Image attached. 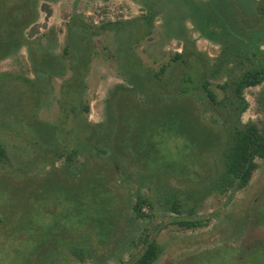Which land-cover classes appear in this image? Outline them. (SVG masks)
<instances>
[{
    "label": "rangeland",
    "instance_id": "1",
    "mask_svg": "<svg viewBox=\"0 0 264 264\" xmlns=\"http://www.w3.org/2000/svg\"><path fill=\"white\" fill-rule=\"evenodd\" d=\"M31 2L0 0V264H132L145 235L150 264H264V157L242 188L220 180L229 123L264 131V82L222 109L264 62L256 0Z\"/></svg>",
    "mask_w": 264,
    "mask_h": 264
},
{
    "label": "trees",
    "instance_id": "2",
    "mask_svg": "<svg viewBox=\"0 0 264 264\" xmlns=\"http://www.w3.org/2000/svg\"><path fill=\"white\" fill-rule=\"evenodd\" d=\"M29 1V4H31L32 0ZM215 5L217 4L215 3ZM224 5L227 7L225 3ZM254 8L258 14V17L260 18V20H262L264 18V0H256ZM45 12L48 13V9L45 8ZM28 15H30V13H28ZM218 16L219 18L222 17L220 14H218ZM151 17L152 13H148L147 15L142 16V18L139 20L141 26L146 27L147 22L151 21ZM201 18L203 19V16H201ZM242 19H244L245 21L244 17H242ZM208 20L210 21V19ZM203 22L205 23L204 19ZM21 24H19L18 26H20ZM115 25L116 23L114 25L113 23H105L103 26L114 27ZM246 25L249 26V24L246 23L244 27H246ZM206 27H209L208 24H203V29H201L200 31L201 35H205L207 33L208 30ZM194 53L196 52L192 49L184 47L180 51L174 52L170 59L172 61L177 62L178 69L183 71L187 65V58L190 59L188 56ZM201 59L202 58H200V60ZM238 62H241V60H239ZM164 66L165 65H161L158 71L153 72V74H151V77H153V79H156L159 73L164 70ZM196 69H198L200 73V76H198L197 81H200V85L202 88L201 91H203L204 97H206V100H208L209 102L207 106L213 112L217 113V109H219V106H222L223 103L221 102L222 100H220L219 102L216 101L214 94L207 87V63H204V60L202 59L201 64L199 63L196 66ZM234 73L232 75V78L229 80L231 84L229 85L231 88V96L228 99V103L222 106V109L230 108L235 110L236 113H241L245 109L247 104L241 95V91L246 87L254 86L264 82V62H259L257 63V65H249L247 67H243L242 69H239V72L236 73V75ZM180 74L181 76H179ZM187 76L188 75L183 72H179L177 74L176 79L179 81L174 80L173 82V87L176 89V91L180 89L179 86L182 81H192V79H189ZM164 89L163 92L167 93V90ZM223 98L225 99V95H223ZM169 112L164 115L165 119L172 118V115ZM229 124L230 126L232 125V132L230 142L223 152V167L220 175V180L226 189L234 191L236 189L242 188L248 182L251 173L256 167L255 158L264 157V131H258L254 123H252L251 121H247L245 123L230 122ZM176 206H173V209L176 210ZM139 209L140 206H134V210L137 212V214H139ZM138 216H141V214ZM178 223H180V225L190 227L196 225L197 221L180 220ZM142 245L143 249L134 259L132 264H150L156 258L157 247L154 240L148 239L145 235L142 238Z\"/></svg>",
    "mask_w": 264,
    "mask_h": 264
},
{
    "label": "flooded vegetation",
    "instance_id": "3",
    "mask_svg": "<svg viewBox=\"0 0 264 264\" xmlns=\"http://www.w3.org/2000/svg\"><path fill=\"white\" fill-rule=\"evenodd\" d=\"M255 86V85H254ZM249 87H251V86H249Z\"/></svg>",
    "mask_w": 264,
    "mask_h": 264
}]
</instances>
